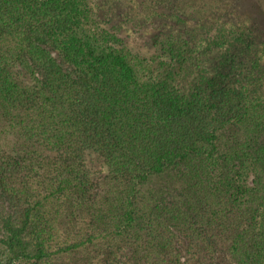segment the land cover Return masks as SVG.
Returning <instances> with one entry per match:
<instances>
[{"label": "trees", "instance_id": "obj_1", "mask_svg": "<svg viewBox=\"0 0 264 264\" xmlns=\"http://www.w3.org/2000/svg\"><path fill=\"white\" fill-rule=\"evenodd\" d=\"M100 23L97 0H0V264H185L173 221L207 227L194 264H264V89L233 82L245 35L202 53ZM90 152L117 191L94 193Z\"/></svg>", "mask_w": 264, "mask_h": 264}, {"label": "rangeland", "instance_id": "obj_2", "mask_svg": "<svg viewBox=\"0 0 264 264\" xmlns=\"http://www.w3.org/2000/svg\"><path fill=\"white\" fill-rule=\"evenodd\" d=\"M97 12L102 28L130 37L138 43L153 39L155 36L161 39L175 37L180 39L182 44L184 41L189 42L192 48L202 53L204 51L208 53L209 49L216 47L215 41L221 32L228 34L226 36L228 38L231 32L243 33L244 41L240 43L235 58L240 72L232 80L235 82L245 76H248L247 79L252 77L254 81L251 89L254 91L264 89V0H97ZM230 43H233L232 46L234 43L237 45V42ZM137 46L142 45L136 44L135 47ZM141 52L143 55L140 56V60L143 62L145 59L143 57H149L146 64L153 65L155 69L160 62L165 63L164 59L151 61L154 58H150L145 49ZM208 59L206 67L210 70L217 64L219 55H210ZM142 72L148 75L149 70ZM157 72L160 73L159 69ZM174 84L182 87L179 82ZM186 91V88L182 90ZM8 131L12 133L13 129L9 128ZM86 165L96 195H105L108 191L113 189L117 191L120 188L100 154L88 153ZM179 189L172 187L166 194L165 199L171 210L173 204L181 200ZM173 223L174 221L170 224L173 245L180 252L185 264H194L197 259L194 232L200 229L202 232L199 233L204 237L206 234L204 229L207 227H199L196 224L190 229L185 223ZM128 254L131 255V250ZM132 261V264H139V260ZM215 264L232 263L224 253L218 251Z\"/></svg>", "mask_w": 264, "mask_h": 264}]
</instances>
